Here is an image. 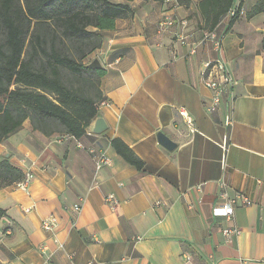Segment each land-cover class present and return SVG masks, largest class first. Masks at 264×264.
<instances>
[{"label":"crops","instance_id":"1","mask_svg":"<svg viewBox=\"0 0 264 264\" xmlns=\"http://www.w3.org/2000/svg\"><path fill=\"white\" fill-rule=\"evenodd\" d=\"M199 1L133 0L134 17L103 31L99 88L107 104L98 110L105 132L87 129L79 140H62V132L47 136L27 119L0 143V159L7 156L34 176L28 190L0 189L6 211L1 264H264V14L245 15L231 26L222 20L217 28L237 82L227 126L228 98L209 111L212 92L199 79L200 66L214 57L211 46L189 53L201 37ZM258 1L244 5L250 12ZM166 11L189 20L186 43L158 33ZM159 132L177 147L163 146ZM116 137L145 162L144 170L116 152ZM90 148L105 152L111 165L98 170ZM222 176L232 195L251 200L236 206L231 221L212 213ZM76 203L82 204L77 215L71 211ZM50 215L59 219L55 234L41 227ZM228 224L241 233L225 236Z\"/></svg>","mask_w":264,"mask_h":264},{"label":"trees","instance_id":"2","mask_svg":"<svg viewBox=\"0 0 264 264\" xmlns=\"http://www.w3.org/2000/svg\"><path fill=\"white\" fill-rule=\"evenodd\" d=\"M131 1L0 0V143L21 129L27 119L47 136L62 132L79 140L86 134L104 98L99 87L97 97H92L80 86L70 85L64 71L81 81L96 80L99 84L104 68H87V63L60 52L55 43L49 47L47 32L49 27L60 31L62 40L83 60L103 45L104 30L115 28L118 19L134 17ZM176 1L185 6L191 2ZM235 2L200 0L201 29H217ZM261 13L264 0H259L250 12L246 9L248 17ZM239 18L230 20L229 26ZM28 45L32 53L26 58ZM41 54L46 59L36 65ZM111 144L128 164L144 170L145 162L121 138H113ZM23 176L24 171L8 157L0 159V189ZM5 218L6 211L0 207V222Z\"/></svg>","mask_w":264,"mask_h":264},{"label":"built area","instance_id":"3","mask_svg":"<svg viewBox=\"0 0 264 264\" xmlns=\"http://www.w3.org/2000/svg\"><path fill=\"white\" fill-rule=\"evenodd\" d=\"M246 0H236L234 5L229 9L227 14L222 20H232L246 15V9L243 3ZM189 26V20L186 17L179 16L176 12L166 11L162 14L157 30L159 34H170L177 41L186 43L188 39L192 38L190 35L185 33V29ZM201 30V37L198 41L192 42L189 47V53L191 55H196L198 48L204 44L208 43L211 46L214 57L206 62H204L199 68V79L204 86L212 92L211 101L207 104V109L209 111H215L222 101L228 98L229 112L225 118V124L231 125L233 123V107H234V87L236 85V79L232 75L228 62L225 58L224 49V39L219 34L217 29L214 30ZM107 104L106 100H102L99 103L101 105ZM180 114L184 117L185 122L191 126L192 119L189 116L187 110L184 107H180ZM74 137L69 135H62L60 139ZM82 146V144H79ZM226 150V146L223 145ZM90 153L96 162L97 169H101L104 166L111 165V159L105 152L97 151L94 148H90ZM227 167L226 158L222 161V169L225 171ZM33 173L30 170L24 171L23 178L15 183V185L21 189L28 190L30 183L33 180ZM203 184L197 186V190L202 188ZM217 185L220 190L217 196V203L213 206L212 213L215 217L223 218L225 221L233 220L236 206L239 204H251V200L242 194L232 195L229 191V184L224 176L217 180ZM107 202L115 204V199L113 195H108L106 197ZM82 204L76 203L72 206L71 211L73 214L77 215L81 212ZM58 217L55 215H50L46 217L41 222V227L44 231L55 234L58 227ZM223 233L225 236H230L232 234H240L241 229L235 225H225L223 228ZM57 241V239H56ZM59 246L63 245L59 243Z\"/></svg>","mask_w":264,"mask_h":264},{"label":"rangeland","instance_id":"4","mask_svg":"<svg viewBox=\"0 0 264 264\" xmlns=\"http://www.w3.org/2000/svg\"><path fill=\"white\" fill-rule=\"evenodd\" d=\"M116 1V0H114ZM140 1V0H138ZM50 34H53V37L52 38V35ZM103 34V38L105 37L104 36V33L102 32ZM107 34V33H105ZM47 35L49 36L48 37V46H53V43H55V46L58 47V50L62 53H68V54H71L77 61L79 62H83V63H90L94 58L96 57H99L101 58L102 57V51L101 49L102 48H105V38H104V41H103V45L97 49L96 51H94L93 53L89 54L85 59L83 60H80L78 55H77V52H75V50L73 48H71V45L68 43V42H65L62 40V35L60 33V31L56 30V28H52V27H49V31L47 32ZM32 53L31 51V47L28 45L27 46V49H26V53H25V57L26 58H29L30 54ZM42 59H46L45 56L43 54H41L39 57L36 58V65H39L40 61H42ZM64 75L66 76V79H67V82L74 86V87H78L80 86L84 92H86L87 94H89L90 96L92 97H97V94H98V87H99V84H98V81L96 80H91V82H87V81H81L79 79H76V78H73L71 76H69L65 71H64Z\"/></svg>","mask_w":264,"mask_h":264},{"label":"water","instance_id":"5","mask_svg":"<svg viewBox=\"0 0 264 264\" xmlns=\"http://www.w3.org/2000/svg\"><path fill=\"white\" fill-rule=\"evenodd\" d=\"M86 67L90 69H101L103 68V65L101 63L100 58L96 57L90 63L86 64ZM107 129H108V124L105 121L103 115H101L100 113L95 117V119L92 121V123L88 127V131L94 134H101L105 132ZM157 137H158L159 142L163 146H165L168 150H173L177 147V143L172 141L164 133L159 132L157 134Z\"/></svg>","mask_w":264,"mask_h":264}]
</instances>
